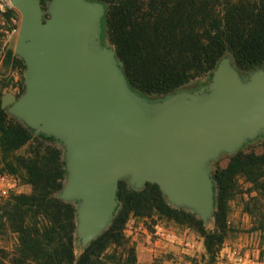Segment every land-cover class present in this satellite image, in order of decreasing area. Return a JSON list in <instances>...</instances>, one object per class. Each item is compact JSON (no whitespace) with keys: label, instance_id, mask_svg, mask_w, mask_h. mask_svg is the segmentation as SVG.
<instances>
[{"label":"water","instance_id":"water-1","mask_svg":"<svg viewBox=\"0 0 264 264\" xmlns=\"http://www.w3.org/2000/svg\"><path fill=\"white\" fill-rule=\"evenodd\" d=\"M10 2L22 15L16 51L27 65L26 93L11 112L67 143L62 197L81 201L85 248L111 220L124 177L158 185L207 221L215 202L208 163L264 132V68L243 78L225 57L209 90L151 104L130 90L115 49L95 45L103 3L52 0L44 20L39 0Z\"/></svg>","mask_w":264,"mask_h":264},{"label":"trees","instance_id":"trees-1","mask_svg":"<svg viewBox=\"0 0 264 264\" xmlns=\"http://www.w3.org/2000/svg\"><path fill=\"white\" fill-rule=\"evenodd\" d=\"M90 1L106 7L109 44L129 86L145 95L167 97L212 74L227 56L240 73L264 68V0ZM8 12L17 17L15 11ZM17 62L25 68L22 59ZM0 155L3 170L32 189L0 205V264H136L134 249L124 241V226L132 213L153 210L192 225L204 239L205 263L218 264L228 234V203L240 178L257 192L247 210L264 231V152L239 151L212 175L213 230L195 215L171 207L158 185L136 191L121 181L112 225L76 257L77 208L59 197L68 174L63 150L12 117L2 106L1 94ZM11 240L10 248L3 246ZM113 246L122 248L120 256L108 255Z\"/></svg>","mask_w":264,"mask_h":264},{"label":"rangeland","instance_id":"rangeland-1","mask_svg":"<svg viewBox=\"0 0 264 264\" xmlns=\"http://www.w3.org/2000/svg\"><path fill=\"white\" fill-rule=\"evenodd\" d=\"M39 1L43 11L44 20H46L51 17L52 0L46 4H42L41 0ZM86 1L94 2L90 0ZM7 4L9 7L5 8L4 6ZM9 9L17 13L16 18L12 17V14L8 12ZM104 9L106 13L105 6ZM105 13L100 19L94 40L96 46L110 50L112 49V46L108 41ZM21 21V13L11 5L10 0H0V94L2 95V104L5 103L4 109H6L12 117L28 126L23 119L17 117L11 112L12 107L15 103L22 99L27 90V65L24 59L19 56L16 51ZM228 57L231 56H227V58ZM18 58L24 61V69H22L18 64ZM242 75L243 78H245L248 74ZM212 80L213 73L191 82L177 92L194 93L196 91H207L211 87ZM129 88L137 96L151 104L162 102L172 95L171 94L167 97H159L155 95L149 96L138 92L130 86ZM33 130L36 136L44 135L48 137L51 143H54L63 150L68 173L65 180L66 186L69 177V149L67 143L64 139L54 134H44L38 129ZM239 151L262 154L264 152V132L255 139L248 140L243 143V145L235 153L231 154L224 152L216 159L208 163V172L213 183V190V173L217 168H225L230 162V158ZM121 181H126L128 186L136 191H142L147 185L146 184L144 187L139 188L131 182V177H124L120 180V182ZM254 189V186L246 178L239 179L236 194L228 203V234L218 258V264H264V231L259 229V226L254 223L253 217L247 210L248 204L252 202L251 197L257 196V192H255ZM31 191V187L24 184L19 177L10 175L3 170L0 155V205H2V202L6 201L10 197L23 194L28 195ZM161 192L171 207L191 213L198 219L202 220L200 214L195 209L187 206L176 205L169 200L168 196L162 190ZM63 194L64 191L59 194L62 200L65 202L75 203L77 208L75 254L76 257H79L85 248L82 235L78 231L77 216L81 201L78 199H64L62 197ZM119 207L120 204L118 202L111 220L101 234L105 233L110 228ZM213 216L214 214H212L207 221L202 220L204 226L208 230L214 229L215 221ZM124 241L126 242V247L134 249L136 264H206L204 259V239L197 232V230L185 221L170 219L161 215L156 210L150 211L146 214L132 213L124 226ZM13 243L14 240H11L10 244L3 243V246H8L10 248V245ZM0 249H2L1 232ZM121 253L122 248L117 246H113L108 250V255L112 256H120ZM123 259H128V256L125 255Z\"/></svg>","mask_w":264,"mask_h":264},{"label":"crops","instance_id":"crops-1","mask_svg":"<svg viewBox=\"0 0 264 264\" xmlns=\"http://www.w3.org/2000/svg\"><path fill=\"white\" fill-rule=\"evenodd\" d=\"M240 73V72H239ZM242 74H249V73H240V75H241V77H243V75ZM245 78H247V75H246V77Z\"/></svg>","mask_w":264,"mask_h":264}]
</instances>
